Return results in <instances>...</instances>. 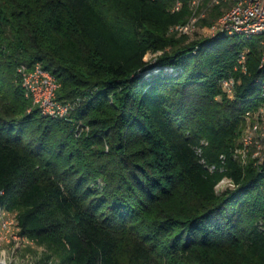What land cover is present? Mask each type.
Here are the masks:
<instances>
[{
	"label": "trees",
	"instance_id": "16d2710c",
	"mask_svg": "<svg viewBox=\"0 0 264 264\" xmlns=\"http://www.w3.org/2000/svg\"><path fill=\"white\" fill-rule=\"evenodd\" d=\"M175 3L0 0V211L43 247L35 264H264V164L233 156L260 98L261 36L170 34L190 15ZM25 62L80 100L71 119L26 96ZM232 74L234 101L220 86ZM204 139L226 171L201 163ZM225 177L236 187L220 194Z\"/></svg>",
	"mask_w": 264,
	"mask_h": 264
},
{
	"label": "built area",
	"instance_id": "2783aa9c",
	"mask_svg": "<svg viewBox=\"0 0 264 264\" xmlns=\"http://www.w3.org/2000/svg\"><path fill=\"white\" fill-rule=\"evenodd\" d=\"M186 3L190 8L188 19L183 23L171 25L170 34L187 35L190 40L223 34L239 35L245 38L261 36V43L264 46V0H176L172 10L179 11ZM215 10H217V17L210 24H204L203 22L209 19ZM202 33L205 34L202 35ZM148 54L153 53L149 52ZM248 58L249 49L242 50L238 55L235 70L247 74L249 71ZM259 68L261 74L256 79V83L260 88V98L252 108L245 111L246 124L239 141L233 148V156L242 166L253 164L257 168H261L264 164V51ZM18 75L26 96L33 100L44 115L52 118L71 119L80 100L60 99L58 92L61 82L41 62L19 64ZM241 84L242 77L234 74L223 78L220 82L222 91L232 101L238 98ZM79 130L81 128H78ZM208 144L209 141L204 139L201 145L196 148L201 157V163L205 164L211 172L226 171L225 154L220 157L221 165L207 163L203 154L204 147ZM225 180L231 186L236 187L231 178L225 177L221 182ZM11 214L15 216V221L13 220L12 223H16L18 235H20L19 223L13 212L0 211V228L8 227L10 224L8 217ZM21 238L23 237L21 236Z\"/></svg>",
	"mask_w": 264,
	"mask_h": 264
},
{
	"label": "rangeland",
	"instance_id": "374dc122",
	"mask_svg": "<svg viewBox=\"0 0 264 264\" xmlns=\"http://www.w3.org/2000/svg\"><path fill=\"white\" fill-rule=\"evenodd\" d=\"M153 57L155 55L148 54L146 59L150 60ZM88 129V127H81V130L77 131V135ZM232 189H235V187L231 186L226 180L217 187L220 194ZM8 220L10 223L8 227L5 229L0 228V261L9 264H35L42 254L43 247L18 235L16 223H12L13 220L15 221L13 214L8 217Z\"/></svg>",
	"mask_w": 264,
	"mask_h": 264
},
{
	"label": "water",
	"instance_id": "95a60500",
	"mask_svg": "<svg viewBox=\"0 0 264 264\" xmlns=\"http://www.w3.org/2000/svg\"><path fill=\"white\" fill-rule=\"evenodd\" d=\"M163 51H159V52H156V53H153V55H155V57L159 54H161ZM148 55V54H147ZM148 60V59H147ZM0 264H9V263H6V262H1L0 261Z\"/></svg>",
	"mask_w": 264,
	"mask_h": 264
},
{
	"label": "bare ground",
	"instance_id": "6f19581e",
	"mask_svg": "<svg viewBox=\"0 0 264 264\" xmlns=\"http://www.w3.org/2000/svg\"><path fill=\"white\" fill-rule=\"evenodd\" d=\"M172 70V69H171ZM154 73V72H153Z\"/></svg>",
	"mask_w": 264,
	"mask_h": 264
}]
</instances>
